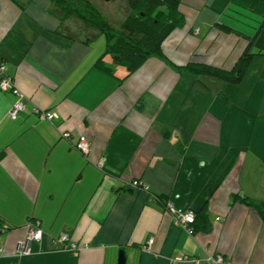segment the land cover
Returning a JSON list of instances; mask_svg holds the SVG:
<instances>
[{"label": "crops", "instance_id": "crops-1", "mask_svg": "<svg viewBox=\"0 0 264 264\" xmlns=\"http://www.w3.org/2000/svg\"><path fill=\"white\" fill-rule=\"evenodd\" d=\"M179 1L184 26L162 44L169 62L128 72L104 55L105 34L67 36L52 0H0V64L26 105L13 120L17 97L0 90V264H119L122 249L126 264H264V54L239 84L176 67L231 70L260 17L235 0ZM168 203L205 210L201 230L177 225ZM35 221L44 237L20 257ZM62 234L84 248L55 244Z\"/></svg>", "mask_w": 264, "mask_h": 264}, {"label": "trees", "instance_id": "trees-1", "mask_svg": "<svg viewBox=\"0 0 264 264\" xmlns=\"http://www.w3.org/2000/svg\"><path fill=\"white\" fill-rule=\"evenodd\" d=\"M235 2L258 15L260 21L255 33L246 36V46L234 67L226 70L206 63L190 61L184 66H176L179 71H186L196 76H211L235 84L242 82L255 56L264 54V0H235ZM127 3L126 20L116 30L91 0H52L50 11L60 19L63 31L71 38L79 37L70 27L63 28V23L71 18L89 24L88 29H92V32L88 38H95L99 33L105 34L107 47L104 55H112L113 60L117 64L125 65L128 72L138 69L149 57H158L169 62L163 52L162 44L173 30L184 26L185 15L180 11V1L128 0ZM216 26L226 33L237 32L233 27L225 24L217 23ZM241 199L249 205L260 207V203L253 199L248 197ZM204 211H195L194 231L200 229V225L197 224L200 215L204 213V218L207 219ZM203 228L210 227L203 226Z\"/></svg>", "mask_w": 264, "mask_h": 264}, {"label": "built area", "instance_id": "built-area-1", "mask_svg": "<svg viewBox=\"0 0 264 264\" xmlns=\"http://www.w3.org/2000/svg\"><path fill=\"white\" fill-rule=\"evenodd\" d=\"M0 90L10 91L17 97V100L13 103L9 111V116L13 120L18 119L20 113L26 108L25 103L22 101L24 95L16 85L14 78L7 73L6 65L4 63L0 64ZM34 112L38 115L39 119L41 120L53 121L55 120V118L58 117L57 113L50 110H44L39 107H34ZM63 135L64 137H70L71 133L65 132L63 133ZM75 147L86 156H88L91 152V143L86 135H80L77 138L75 142ZM98 165L99 167H103L104 161L100 160L98 162ZM130 186L135 190H148V186H146L140 180L137 179L132 181L130 183ZM167 210L172 214L174 221L177 225L181 226L190 233L194 232L196 212L193 209H191L190 207H175L171 203H168ZM26 228V237L20 240L18 243L17 255L20 257L30 254L32 251L33 243L41 241L44 237V231L41 228L40 221L32 222L27 225ZM152 242L153 239H149V241L147 242V247L151 245ZM54 243L62 248L69 249L75 253L79 252L85 246L83 243L71 241L67 234H62L58 239L54 240ZM1 250L2 249H0V251ZM208 260L216 264H221L225 262V259L222 255L210 257Z\"/></svg>", "mask_w": 264, "mask_h": 264}, {"label": "rangeland", "instance_id": "rangeland-1", "mask_svg": "<svg viewBox=\"0 0 264 264\" xmlns=\"http://www.w3.org/2000/svg\"><path fill=\"white\" fill-rule=\"evenodd\" d=\"M96 8L107 18L114 30L119 29L126 20L128 14V0H91ZM89 24L77 18H71L63 23V28L70 27L73 33L78 36L88 37L92 29Z\"/></svg>", "mask_w": 264, "mask_h": 264}, {"label": "water", "instance_id": "water-1", "mask_svg": "<svg viewBox=\"0 0 264 264\" xmlns=\"http://www.w3.org/2000/svg\"><path fill=\"white\" fill-rule=\"evenodd\" d=\"M127 263V257L125 251L122 249L119 253V264H126Z\"/></svg>", "mask_w": 264, "mask_h": 264}]
</instances>
